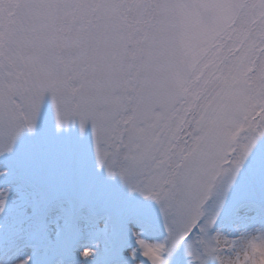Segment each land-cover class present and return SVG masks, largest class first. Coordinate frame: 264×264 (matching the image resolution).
I'll use <instances>...</instances> for the list:
<instances>
[{"label":"snow or ice","instance_id":"obj_1","mask_svg":"<svg viewBox=\"0 0 264 264\" xmlns=\"http://www.w3.org/2000/svg\"><path fill=\"white\" fill-rule=\"evenodd\" d=\"M0 264H264V0H0Z\"/></svg>","mask_w":264,"mask_h":264}]
</instances>
